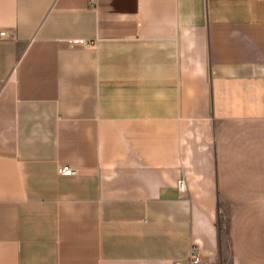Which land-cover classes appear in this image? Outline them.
I'll return each instance as SVG.
<instances>
[{"label": "crops", "instance_id": "obj_1", "mask_svg": "<svg viewBox=\"0 0 264 264\" xmlns=\"http://www.w3.org/2000/svg\"><path fill=\"white\" fill-rule=\"evenodd\" d=\"M0 32V264H264V0H0Z\"/></svg>", "mask_w": 264, "mask_h": 264}, {"label": "built area", "instance_id": "obj_2", "mask_svg": "<svg viewBox=\"0 0 264 264\" xmlns=\"http://www.w3.org/2000/svg\"><path fill=\"white\" fill-rule=\"evenodd\" d=\"M4 35H5V32H0V37ZM57 172L58 174L62 176H74L77 174L76 169L70 166H67V165H62V166L57 167ZM178 186L180 189H183L184 183L179 182ZM176 264H210V263L203 260L201 253L196 246H192L188 260L183 261V262H178Z\"/></svg>", "mask_w": 264, "mask_h": 264}]
</instances>
